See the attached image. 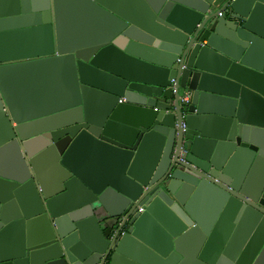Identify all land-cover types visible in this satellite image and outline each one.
<instances>
[{"label":"water","instance_id":"95a60500","mask_svg":"<svg viewBox=\"0 0 264 264\" xmlns=\"http://www.w3.org/2000/svg\"><path fill=\"white\" fill-rule=\"evenodd\" d=\"M0 264H264V0H0Z\"/></svg>","mask_w":264,"mask_h":264},{"label":"built area","instance_id":"2783aa9c","mask_svg":"<svg viewBox=\"0 0 264 264\" xmlns=\"http://www.w3.org/2000/svg\"><path fill=\"white\" fill-rule=\"evenodd\" d=\"M187 98H188L187 96H183V99L187 100ZM184 155H185L184 151H181V152H180V159H181V160H183ZM139 210L141 211L142 208H139Z\"/></svg>","mask_w":264,"mask_h":264}]
</instances>
